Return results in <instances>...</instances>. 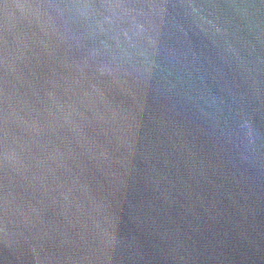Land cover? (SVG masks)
Instances as JSON below:
<instances>
[{"label":"water","instance_id":"water-1","mask_svg":"<svg viewBox=\"0 0 264 264\" xmlns=\"http://www.w3.org/2000/svg\"><path fill=\"white\" fill-rule=\"evenodd\" d=\"M0 264H264V0H0Z\"/></svg>","mask_w":264,"mask_h":264}]
</instances>
